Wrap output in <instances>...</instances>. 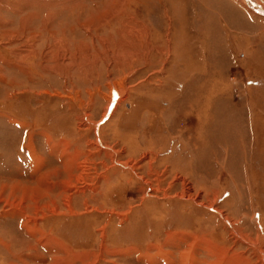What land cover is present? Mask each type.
<instances>
[{"label": "rangeland", "instance_id": "rangeland-1", "mask_svg": "<svg viewBox=\"0 0 264 264\" xmlns=\"http://www.w3.org/2000/svg\"><path fill=\"white\" fill-rule=\"evenodd\" d=\"M251 2L0 0V264H264Z\"/></svg>", "mask_w": 264, "mask_h": 264}, {"label": "bare ground", "instance_id": "bare-ground-1", "mask_svg": "<svg viewBox=\"0 0 264 264\" xmlns=\"http://www.w3.org/2000/svg\"><path fill=\"white\" fill-rule=\"evenodd\" d=\"M247 1V3H249L254 9H258V12H259V8H258V6H257V4H254L253 2H251V1H254V0H246ZM252 9V8H251ZM261 11L263 12L264 10H262L261 9ZM264 13V12H263ZM30 52V51H29ZM32 53V52H31ZM19 61V60H18ZM186 264H188V263H186Z\"/></svg>", "mask_w": 264, "mask_h": 264}, {"label": "crops", "instance_id": "crops-1", "mask_svg": "<svg viewBox=\"0 0 264 264\" xmlns=\"http://www.w3.org/2000/svg\"><path fill=\"white\" fill-rule=\"evenodd\" d=\"M200 110L203 111V108L200 109ZM203 112H205V111H203ZM211 114H212V113H200V116H201L202 118H209Z\"/></svg>", "mask_w": 264, "mask_h": 264}]
</instances>
